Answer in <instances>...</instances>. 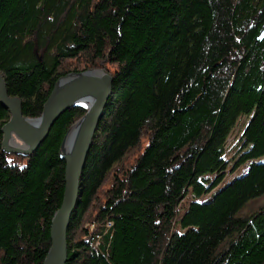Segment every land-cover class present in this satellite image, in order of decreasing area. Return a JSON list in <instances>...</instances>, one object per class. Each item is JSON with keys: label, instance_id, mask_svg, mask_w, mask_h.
Listing matches in <instances>:
<instances>
[{"label": "trees", "instance_id": "1", "mask_svg": "<svg viewBox=\"0 0 264 264\" xmlns=\"http://www.w3.org/2000/svg\"><path fill=\"white\" fill-rule=\"evenodd\" d=\"M263 31L264 0H0V72L24 117H40L60 77L105 60L113 77L66 264H264V207L237 217L264 195ZM84 113L64 112L27 158L3 154L0 131V264L43 263L65 186L59 147ZM250 114L233 170L251 165L217 189ZM8 119L0 106V130Z\"/></svg>", "mask_w": 264, "mask_h": 264}, {"label": "water", "instance_id": "2", "mask_svg": "<svg viewBox=\"0 0 264 264\" xmlns=\"http://www.w3.org/2000/svg\"><path fill=\"white\" fill-rule=\"evenodd\" d=\"M263 39L264 31L259 36V40ZM112 82V75L103 66L100 70L60 77L43 104L40 117L31 119L22 115L21 100L8 95L0 72V106L9 114L1 128V152L5 155L29 157L64 112L73 108L85 111L84 116L67 129L59 147V158L65 163L64 193L61 206L51 220V244L42 264H66L71 215L81 198L80 180L95 132L113 92Z\"/></svg>", "mask_w": 264, "mask_h": 264}, {"label": "rangeland", "instance_id": "3", "mask_svg": "<svg viewBox=\"0 0 264 264\" xmlns=\"http://www.w3.org/2000/svg\"><path fill=\"white\" fill-rule=\"evenodd\" d=\"M106 64L107 61H103L100 63V67L99 68H93V69H98L100 70L101 66H103L106 69ZM93 69H88V70H93ZM111 69V68H110ZM86 71V70H85ZM83 72V71H82ZM3 75V74H2ZM113 78V77H112ZM113 83V82H112ZM16 98V97H15ZM110 99V98H109ZM109 101V100H108ZM85 114V113H84ZM104 115V114H103ZM9 116V114H8ZM84 116V115H83ZM82 116V117H83ZM252 117V114L247 115V116H241L240 118H238L235 126L232 128L231 133H230V138L227 142L226 145V153H225V158L228 160V164H227V169H226V176L224 178V180L222 181V183L218 186L217 189L225 187L226 185H228L232 180H234L235 178L240 177L245 171H247V169L250 167L251 162H245L244 164H242L239 168L233 170L234 167V162L237 159V157L239 156L240 151L239 148H241L240 145V136L243 133L247 123L249 122L250 118ZM102 119V118H101ZM79 120V119H78ZM5 125V124H4ZM99 126V124H98ZM1 131V130H0ZM97 131V130H96ZM96 133V132H95ZM95 136V135H94ZM94 140V139H93ZM147 145V140L143 139L142 143L140 144V150L142 151ZM91 149V148H90ZM262 159L258 160L261 161ZM215 193V190L212 191V193H210L209 195L203 196L202 198H197L195 199L196 201L202 202L207 200L209 197H211L213 194ZM190 193L186 196V198L183 200V202L180 204L179 208H178V219L180 220L182 213L187 209L188 207V203L190 201ZM80 201V200H79ZM264 207V195L256 198L255 200H252L250 202H248L238 213H237V217L239 218H244V217H249L251 214L257 212L258 210H260L261 208ZM52 220V219H51ZM178 220V221H179ZM177 231L183 232L184 230H180L179 227V222H177ZM51 242V241H50ZM97 244V242H96Z\"/></svg>", "mask_w": 264, "mask_h": 264}]
</instances>
